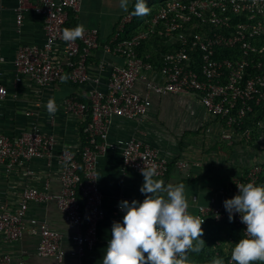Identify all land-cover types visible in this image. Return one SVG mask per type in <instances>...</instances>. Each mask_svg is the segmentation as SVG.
Instances as JSON below:
<instances>
[{
  "label": "built area",
  "instance_id": "1",
  "mask_svg": "<svg viewBox=\"0 0 264 264\" xmlns=\"http://www.w3.org/2000/svg\"><path fill=\"white\" fill-rule=\"evenodd\" d=\"M81 4L82 0H37L34 10L44 18L45 42L42 46L28 45L18 49L14 60L17 83L28 77L38 87L50 86L63 80L67 68H70L68 77L73 83L91 80L87 60L91 51L99 46V30L84 28L83 36L75 41L66 42L62 37L70 13L77 18ZM23 6L22 1L17 11L18 25L23 22ZM131 20V14L123 16L105 45V53L125 59L123 65L113 66L105 90L95 86L89 90L85 101L75 96L63 101L67 116L75 121L86 120L83 133L87 141L80 153L66 148L60 151V193L52 196L29 186L21 193L18 205L11 207L7 201L1 202L0 238L5 241L15 242L26 233L39 235L37 254L63 261L66 253L61 243L62 233L47 221L27 218L32 201L55 199L65 220L75 227L70 238L75 245L73 254L77 264H86L87 252L96 243L98 225L105 216L97 163L98 155L107 145L112 121L115 117L143 120L152 105L149 96L136 91L138 81L143 80L148 91L159 95L195 94L211 115L225 119L227 128L223 137L229 142L238 136L236 128L241 130L254 106L264 102V45H259L264 38V0H169L147 21L146 30L131 39H119L120 32ZM150 33L165 36L172 44H180L179 49L164 54L160 67L146 62L136 50ZM217 49L233 50L234 58L217 59ZM196 50L201 53L197 70L192 64H195L193 53ZM57 51L62 52L65 61L58 59ZM149 72L158 73L162 81L148 79ZM8 96V87L0 81V117ZM258 126L264 128V120L259 121ZM251 133L252 129L247 127L244 131L247 140L251 139ZM238 138L240 141L241 136ZM55 142L54 135L37 127L15 137L0 132V166L11 171L35 158L50 163ZM119 144L126 167L141 174L144 166H155L157 177L167 173L169 161L149 143L130 138ZM177 166L185 169L188 164L178 161ZM263 171L261 163L252 165L246 178L234 179L228 191L234 196L239 184H259ZM79 193L82 201L78 199ZM123 215L117 205L110 230L114 221H122ZM193 216L204 219L203 224L209 218L215 221L228 218L224 207L206 205H199ZM234 219L245 229L239 214H235ZM15 262L10 254L0 253V264H27L23 260ZM229 263L234 264L231 258Z\"/></svg>",
  "mask_w": 264,
  "mask_h": 264
},
{
  "label": "crops",
  "instance_id": "2",
  "mask_svg": "<svg viewBox=\"0 0 264 264\" xmlns=\"http://www.w3.org/2000/svg\"><path fill=\"white\" fill-rule=\"evenodd\" d=\"M23 6V22L17 23V11ZM119 0H82L77 25L98 28L100 47L112 38L120 18L128 12H119L113 5ZM37 0H0V81L9 89V96L2 107L0 132L19 136L25 130L37 127L55 137L52 157L35 158L11 171L0 166V203L7 201L11 207L18 205L21 193L29 186L36 187L52 196L61 191L58 155L63 148L80 153L83 148V127L86 120L75 121L64 112L63 101L71 96L85 101L90 89L106 88L113 66L123 65L122 57L103 52L98 63L89 65L91 80L83 84H72L66 76L60 82L38 87L28 77L17 83L14 65L16 53L23 46H42L45 42L44 18L34 10ZM62 62L65 57L57 51ZM96 57V56H95ZM96 59V58H93ZM148 79L162 81L158 73H147ZM96 80L99 82L96 84ZM96 84V85H95ZM135 89L149 96L152 105L143 120L115 117L109 131L105 149L98 155L97 176L103 196L102 208L105 216L98 225V239L87 252L86 264H102L108 239L111 238L110 224L120 201L133 199L143 201L140 187L144 183L141 174L123 164L122 147L119 141L140 138L153 145L169 162L176 161L163 177L157 179L167 184L182 183L188 201V211L195 215L199 205L224 207L223 201L233 196L227 190L230 181L237 179L245 167L251 166L259 157L256 150L233 141L223 135L226 127L218 117L211 115L193 93L159 95L148 91L140 80ZM53 99L57 106L55 114H49L46 104ZM232 144V145H230ZM263 152H261L262 154ZM178 161L188 167L180 169ZM28 170L33 171L28 174ZM48 182V187L46 183ZM36 217L47 221L59 230L66 256L63 261L37 254L40 236L26 233L15 242L0 238V253H8L16 261L27 264H77L73 254L75 245L70 236L75 227L70 225L55 199L32 201L27 218Z\"/></svg>",
  "mask_w": 264,
  "mask_h": 264
},
{
  "label": "clouds",
  "instance_id": "3",
  "mask_svg": "<svg viewBox=\"0 0 264 264\" xmlns=\"http://www.w3.org/2000/svg\"><path fill=\"white\" fill-rule=\"evenodd\" d=\"M128 2L120 0V8L126 11ZM148 11L146 0H136V15H147ZM83 33L84 26L77 25L65 28L62 37L66 42L75 41ZM46 109L55 114L57 106L53 99L48 100ZM141 175L144 183L140 192L145 198L118 203L124 215L122 221L112 224L102 264H189L188 253L200 251L204 219L189 213L182 183L165 185L156 178L155 166H144ZM237 188L232 198L223 201L229 221L239 214L246 226L244 235L231 249V260L234 264L264 262V185L248 182ZM211 264H224V260L217 257Z\"/></svg>",
  "mask_w": 264,
  "mask_h": 264
},
{
  "label": "trees",
  "instance_id": "4",
  "mask_svg": "<svg viewBox=\"0 0 264 264\" xmlns=\"http://www.w3.org/2000/svg\"><path fill=\"white\" fill-rule=\"evenodd\" d=\"M168 1L169 0H146L147 7L149 8L148 14L138 16L134 13V5L136 3V0H133L132 4L128 8V12L125 14V15L131 14L132 20L129 23H127L124 27V30L120 32L119 39L121 40L131 39L138 33L146 30V28L148 27L147 21L150 20L160 10V8L164 6ZM77 18L73 13H70L68 21L66 23V27L75 28L77 26ZM121 18L119 20V23L121 21ZM99 35H100V31H99ZM259 43H260L259 45H264V38ZM105 45L106 43H104L101 46L98 53H95L97 49L100 47V41H99L98 48L93 49L91 51V54L87 60L88 67L89 65H91V63H93V61H95V63L99 62L102 56L101 53L103 52L104 54ZM179 48H180L179 43L172 44L165 36H160L157 33L154 34L150 33L146 39L140 41L139 45H137L136 47V50L138 55L142 57L146 62H151L152 64H154V66L160 67L163 64L164 54L172 51V49H179ZM232 53L234 54L233 50L217 49V53L215 57L217 59H223V58L233 59L234 56H232ZM238 54L239 56H241L242 52H238ZM109 55H113V54H109ZM147 55H149L148 58ZM237 55L236 57H238ZM114 56H119V55H114ZM193 56L195 59V64L194 63L192 64L197 67L196 68L197 70L199 69L201 63V53L199 52V50H196L193 53ZM262 59H264V57H262ZM69 73H70V68H67L66 79L72 84H75L69 79L68 77ZM219 119L227 128L225 119L222 118ZM263 120H264V102L261 105L254 106L253 111L245 119L244 125L241 127V130L236 128L237 135L241 136V140L239 141L238 140L239 138L237 136L234 139V142L240 143L241 145L245 146L246 148H248V151H250V149L256 150V148H258L259 150L256 152V156L259 158L252 165L256 163H261V165L264 168V128H260L258 126V122ZM247 127H250L252 129V133H251L252 135L250 140H247L244 135V131ZM86 141H87L86 135L83 134V146L86 144ZM261 152L263 153L261 154ZM175 162H176L175 160L173 162H168V170L170 169L171 165L175 164ZM251 166L245 167L242 170V174L239 177H237V179H242V180L245 179L246 176L248 175L249 168ZM261 178L262 180L259 182V184L264 185L263 184L264 171L261 174ZM232 181H230V183ZM78 199L82 201L80 193L78 194ZM201 227L203 229V235L200 238L203 239L204 242L201 241L199 245L200 247L199 252L188 253L189 264H211V261L217 257L223 258L224 264H230L229 259L231 258V249L232 247H234V244L241 238V236L244 235L243 233L244 227L238 224L234 218L231 222L229 221L228 218L223 219L221 221H215L213 218H209L206 223L201 225ZM254 264H264V262L258 261V262H254Z\"/></svg>",
  "mask_w": 264,
  "mask_h": 264
},
{
  "label": "rangeland",
  "instance_id": "5",
  "mask_svg": "<svg viewBox=\"0 0 264 264\" xmlns=\"http://www.w3.org/2000/svg\"><path fill=\"white\" fill-rule=\"evenodd\" d=\"M132 1H133V0H129V2H128V8H129L130 5L132 4ZM113 6H115L114 8H115L116 10H118L119 12L125 11V10H122V9L120 8V0L118 1V5H113ZM257 151H258V150H257Z\"/></svg>",
  "mask_w": 264,
  "mask_h": 264
}]
</instances>
